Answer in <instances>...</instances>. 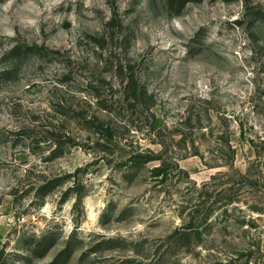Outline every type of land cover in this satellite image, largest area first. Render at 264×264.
I'll use <instances>...</instances> for the list:
<instances>
[{
    "label": "rangeland",
    "instance_id": "rangeland-1",
    "mask_svg": "<svg viewBox=\"0 0 264 264\" xmlns=\"http://www.w3.org/2000/svg\"><path fill=\"white\" fill-rule=\"evenodd\" d=\"M2 249L264 264V0H0Z\"/></svg>",
    "mask_w": 264,
    "mask_h": 264
},
{
    "label": "trees",
    "instance_id": "trees-1",
    "mask_svg": "<svg viewBox=\"0 0 264 264\" xmlns=\"http://www.w3.org/2000/svg\"><path fill=\"white\" fill-rule=\"evenodd\" d=\"M188 1H192V0H166L167 5L170 7V10L175 12V13H179L183 10L184 5L188 2ZM47 236L43 235L40 237V239L37 241V248L35 247L33 251H38L37 253H43L45 251L48 250L49 246L51 245L49 242H47ZM50 244V245H49ZM38 249V250H37ZM4 250L2 249L0 251V264H6V261L4 259ZM41 255V254H39Z\"/></svg>",
    "mask_w": 264,
    "mask_h": 264
}]
</instances>
